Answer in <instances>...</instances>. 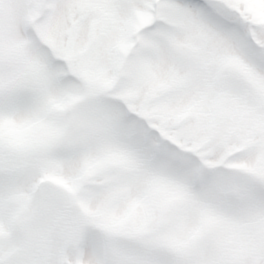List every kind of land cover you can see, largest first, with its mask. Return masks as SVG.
Returning a JSON list of instances; mask_svg holds the SVG:
<instances>
[{"label":"snow or ice","instance_id":"6c2138e0","mask_svg":"<svg viewBox=\"0 0 264 264\" xmlns=\"http://www.w3.org/2000/svg\"><path fill=\"white\" fill-rule=\"evenodd\" d=\"M14 127L47 135L19 143ZM13 154L0 199L96 163L90 198L162 189L189 244L171 251L147 225L106 238L74 197L41 190L32 237L0 241V264H264V0H0V158Z\"/></svg>","mask_w":264,"mask_h":264},{"label":"rangeland","instance_id":"374dc122","mask_svg":"<svg viewBox=\"0 0 264 264\" xmlns=\"http://www.w3.org/2000/svg\"><path fill=\"white\" fill-rule=\"evenodd\" d=\"M3 134L15 142L22 143L40 139L47 135V130L42 127H14L5 129ZM15 159L14 154L0 158V179L8 181L11 178L10 173L15 168ZM108 166L110 165L105 167ZM41 178L52 181L57 186L56 193L74 197L77 213L92 222L96 230L106 238L130 240L147 225L153 234L161 238V246L171 251H178L189 244L185 227L176 214L169 212L164 215L161 212V204L171 199L162 189H152L143 200L115 198L101 202L90 198L87 195L88 190L99 187L105 179L103 169L96 163L87 165L84 171L76 176L56 171L42 172L29 186L19 187L10 196L0 199V241L16 237L19 222L32 211L35 183ZM183 215L189 220L191 214L186 210ZM34 225L30 230V238ZM201 228L209 231L218 226L206 221L201 224ZM220 232L222 230H218V236Z\"/></svg>","mask_w":264,"mask_h":264},{"label":"water","instance_id":"95a60500","mask_svg":"<svg viewBox=\"0 0 264 264\" xmlns=\"http://www.w3.org/2000/svg\"><path fill=\"white\" fill-rule=\"evenodd\" d=\"M55 189L56 187L52 182L45 179H40L36 184L35 198L41 192V190H49L55 192ZM39 219L40 218L35 217L31 211L28 217L19 223L16 231L21 241H28L29 227Z\"/></svg>","mask_w":264,"mask_h":264},{"label":"flooded vegetation","instance_id":"af4514ba","mask_svg":"<svg viewBox=\"0 0 264 264\" xmlns=\"http://www.w3.org/2000/svg\"><path fill=\"white\" fill-rule=\"evenodd\" d=\"M17 238V237H16ZM18 239V238H17Z\"/></svg>","mask_w":264,"mask_h":264}]
</instances>
